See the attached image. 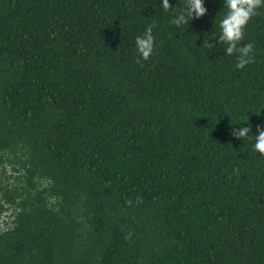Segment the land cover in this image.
Here are the masks:
<instances>
[{
    "label": "trees",
    "instance_id": "16d2710c",
    "mask_svg": "<svg viewBox=\"0 0 264 264\" xmlns=\"http://www.w3.org/2000/svg\"><path fill=\"white\" fill-rule=\"evenodd\" d=\"M169 2L0 0V264H264V7Z\"/></svg>",
    "mask_w": 264,
    "mask_h": 264
},
{
    "label": "clouds",
    "instance_id": "9594fccd",
    "mask_svg": "<svg viewBox=\"0 0 264 264\" xmlns=\"http://www.w3.org/2000/svg\"><path fill=\"white\" fill-rule=\"evenodd\" d=\"M222 2L223 6L227 8V12L219 21L220 35L218 36V43L227 45L224 49L227 55L237 54L238 62L235 67L243 69L246 65L253 62L254 45L247 43L238 47V43L244 38V29L248 22L253 16L258 14V9L264 7V0H222ZM159 7L165 11L175 8L170 4L169 0H159ZM206 13L207 9L204 6V0H185V7L181 11L173 12L172 23L177 28H180L184 25H189V22L193 19L203 17ZM152 27L154 25L149 26L143 35L137 36L135 40L137 52L145 60L154 51ZM209 47H214V45L209 43ZM250 131V125L241 126L232 128L230 135L237 140H244L248 137ZM256 131L258 134L254 135V148L259 154L264 155V127L257 125Z\"/></svg>",
    "mask_w": 264,
    "mask_h": 264
}]
</instances>
